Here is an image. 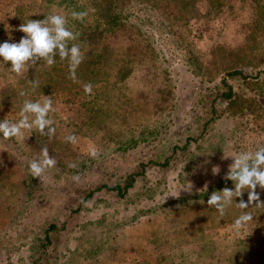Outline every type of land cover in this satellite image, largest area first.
<instances>
[{"label": "rangeland", "instance_id": "obj_1", "mask_svg": "<svg viewBox=\"0 0 264 264\" xmlns=\"http://www.w3.org/2000/svg\"><path fill=\"white\" fill-rule=\"evenodd\" d=\"M100 1L0 0V44L18 43L23 23L59 14L78 34L70 46L83 53L75 79L59 56L53 66L40 61L19 76L8 70L10 62L0 65V122H17L26 100L43 103L45 96L55 128L48 137L35 129L0 137L7 175L0 180V243L7 236L0 264H31L50 223L66 228L38 264H264V206L237 208L247 192L223 216L207 204L232 157L264 147V0H188L186 11L180 0H126L141 16L158 18L145 30L156 41L130 26L94 44L81 31L95 29ZM72 11L87 16L73 20ZM228 71L249 77L230 81L252 104L242 114L213 101L214 85ZM70 135L76 143L67 142ZM130 140L138 143L127 151ZM43 148L56 164L32 184L21 153L41 159ZM165 160L164 167L150 164ZM129 175L135 182L124 198L102 190ZM90 191L92 198L71 214ZM243 211L253 218L237 232L233 223Z\"/></svg>", "mask_w": 264, "mask_h": 264}, {"label": "clouds", "instance_id": "obj_2", "mask_svg": "<svg viewBox=\"0 0 264 264\" xmlns=\"http://www.w3.org/2000/svg\"><path fill=\"white\" fill-rule=\"evenodd\" d=\"M87 16L86 11H72L73 20L83 21ZM67 20L64 16L53 14L46 16L44 20H29L23 23L18 31L25 35L18 43L4 42L0 44V65L10 62L8 70L16 76L35 66L37 62L44 61L46 66L51 67L56 63V57L67 60L69 65V78L75 79V73L83 60V53L77 44L71 41L77 39L76 33L66 27ZM33 87L38 86L37 81H30ZM92 85H85V92L90 93ZM24 95V93H21ZM53 102L50 97H45L43 103L40 101L26 100L20 110V119L15 123H10L7 119L0 122V137L12 138L23 135V130L35 129L41 135L52 136L55 128L54 121L49 118V113L53 112ZM47 130V131H45ZM67 142L76 143L77 137L70 135L66 137ZM42 158L29 162V173L33 178H40L47 169L54 167L55 158L49 156L47 148L41 149ZM92 158H97L98 153L90 152ZM233 163L230 165L225 177L234 185V190L225 187L221 191H214L210 195L207 204L209 207L223 216L226 208L235 202V199L248 193V199H243L235 206L241 210L249 209L255 203L256 208L264 206L260 202L256 189L259 187L264 191V147H259L255 152H240L232 157ZM75 167V165H70ZM218 168L213 172L217 173ZM253 215L243 211L233 223V228L237 232L247 226L252 221Z\"/></svg>", "mask_w": 264, "mask_h": 264}, {"label": "trees", "instance_id": "obj_3", "mask_svg": "<svg viewBox=\"0 0 264 264\" xmlns=\"http://www.w3.org/2000/svg\"><path fill=\"white\" fill-rule=\"evenodd\" d=\"M129 1V0H127ZM126 0H102L100 1L99 5H98V9L96 10L95 13V18H96V26L95 29L93 31H89L87 32L85 29L81 31V35H83L82 40H87L88 42H93L94 44H97L99 42L100 39H103L105 36L109 35H115L118 32H125L127 31L128 27L130 26H134L136 28V30L139 31V33H143L145 36H150L151 35L149 33H147V31H150L152 29L153 24V20L154 21H158V18L153 19L150 16H141L140 15V8L134 9L131 7V5L127 2ZM181 3L183 4L182 9L183 10H187L188 5V0H180ZM151 8H154L151 5ZM262 15V14H261ZM182 18L186 19L187 23H189L190 21L194 20V17L192 16H183ZM261 18V16H260ZM147 30V31H145ZM147 33V34H146ZM152 38V37H151ZM153 41H156L152 38ZM151 40V42H152ZM192 55H189L188 57V61L189 63L188 66H191L193 64V59L191 57ZM200 73L201 70H198L197 73ZM196 73V72H195ZM236 78H240L243 81L248 82L247 80L249 79V77L247 75H244L242 71H228L224 76L220 77V79L218 80V83H215L214 88H216L218 90V96L216 97V99L214 98L213 101H215V103L217 101H222V102H226L227 103V108L229 111H231V113H240L242 114L244 112V110H247L248 108L251 109L252 104L247 105V100L244 99L242 96H240L233 88V86L230 84L231 80H235ZM212 101V102H213ZM214 121L213 116H210L209 119H207L206 121H204L203 125H202V131H204L212 122ZM47 131V130H45ZM48 137V135H47ZM45 138V136L42 138V142L43 139ZM137 140H130L129 142L125 143V145L123 146V148H125V150H131L135 147V145H137ZM0 144L2 146H5L4 142L0 139ZM39 144V143H37ZM33 145V148L36 147V145ZM190 145V139H187L185 142L184 147L181 150L187 149V147ZM6 147V146H5ZM173 151H175V149H173ZM21 154H25L27 158L23 157L22 161L23 164L26 160V166H24L25 170H29V162H30V157H32V155H28L27 152H22ZM167 160V159H166ZM162 164L157 163V162H153L150 161V164H153L154 166H160V167H164L167 166L168 161H166ZM141 169L145 168V165L141 164ZM76 170V169H74ZM7 177L5 170L3 171L0 168V180H5V178ZM7 179V178H6ZM30 183H34L36 178L30 177L29 178ZM135 182V176L134 175H129L128 177H126L123 185H115L113 187H105L106 185H104L102 188V190H106V191H110V192H114L117 194V196L124 198L128 192V190L130 188L133 187ZM2 184V182H1ZM225 187H230V189L234 190V185H232V182L230 180H222L221 183L216 186V188L214 189V191H221L223 190ZM97 191H100L101 188L96 189ZM257 190L261 191L262 193H264V191H262L259 187H257ZM96 191V192H97ZM213 191V190H212ZM95 191H90L88 192L83 199L81 200V202L79 203V205L77 206L76 209H73L71 211V214H76L80 209L81 206H83L84 204L87 203V201L92 198V196L94 195ZM12 209V207H11ZM12 223V220L9 221V224ZM66 226L65 224L61 223V228L58 229L57 224L55 223H50L47 228L44 230L43 232V237L41 239V243L39 245L38 251H39V257L35 260H33V262L31 264H38L41 256L43 255H47V248L49 246H51L52 244V237L53 235H56L59 231L65 229ZM6 233V232H3ZM6 238L3 239L1 241V245L6 243Z\"/></svg>", "mask_w": 264, "mask_h": 264}]
</instances>
